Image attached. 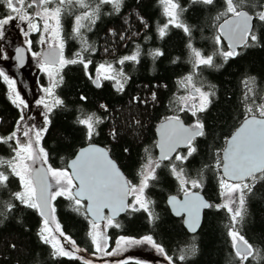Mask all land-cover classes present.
<instances>
[{"label": "trees", "instance_id": "1", "mask_svg": "<svg viewBox=\"0 0 264 264\" xmlns=\"http://www.w3.org/2000/svg\"><path fill=\"white\" fill-rule=\"evenodd\" d=\"M92 2L95 3V0ZM178 3L185 9L180 19L190 28L191 36L183 29L170 25L167 34L160 37L158 30L168 18L159 0H123L119 12H115L111 4H104L90 30L81 29L83 37L95 51L83 53L85 61L91 60L87 69L83 64L76 63L68 64L61 70L63 81L55 93L63 105L54 107L48 114L51 123L47 125V132L41 140L48 154L49 165L58 169L68 168L67 162L73 154L82 145L95 141L105 145L129 181L138 184L148 156L153 160L157 158L158 124L179 114L189 125L199 119L205 133L193 141L196 152L182 165L184 176L189 180H200L202 187L194 189L204 193L210 204L222 203L219 181L223 173L215 164L217 154L222 153L227 139L245 118V81H254L250 86L256 93L253 97L256 104L264 100V22L255 19L256 12L264 11V0H245L242 6L254 16L253 31L258 37L257 41L253 43L249 38V46L238 47L240 55L230 57L226 62L221 56H214V65L218 67L201 66L194 76L198 84L214 92L206 109L198 112L196 117L190 112H178L177 104V98L183 96L185 91L180 82L192 72V54L188 45L199 49L205 56L217 51L215 37L219 34V23L227 18L218 20L217 16L224 11L225 4L224 0H215L214 5L196 0H178ZM81 11L72 8L62 16L61 35L66 59H74L75 54L81 51V39L73 34L74 17ZM7 12L3 0H0V16ZM121 36L124 38L121 39ZM222 41L223 50H229L227 42ZM34 43L32 40V45ZM157 49L163 55L154 59L151 53ZM137 50L138 63H117ZM100 63H111L115 70H122L128 77L123 91H117L110 80H101L99 87L93 82L97 75L95 68ZM153 93L156 94L155 101L152 100ZM101 105H106L107 111ZM92 113L100 117L103 123L96 126L98 135L89 140L86 128L78 123V119ZM19 119L20 109L12 103L8 85L0 79V136L9 135ZM113 132L115 137L112 136ZM177 152L184 155L187 148L182 145ZM13 155L9 146L0 143V157L8 160ZM168 163L164 161V164ZM175 163L179 170L180 163ZM3 170L6 175L10 172L6 165ZM20 186L19 177L9 175L7 187H0V212H4L0 216V264H82L80 260L52 255L51 246L43 243L39 235L43 217L38 210L22 205L12 197ZM182 192L180 182L170 167L162 164L156 169V179L150 180L144 190V196L152 202L150 208L158 218L150 223L146 211L128 208L113 218L114 223L108 226L110 242L106 251L112 252L121 236L140 238L152 235L169 255L175 254L174 260L182 251L187 253L195 247L194 253L188 254L185 261H177V264H238L228 235V213L224 209L204 208L200 228L191 232L184 225V217L175 216L167 202L171 193L182 195ZM9 202L15 207L7 213L5 206ZM53 208L63 232L75 240L79 248L86 249L77 255L97 264L93 261L96 248L89 235L93 220L85 214V200L80 210L76 211L71 200L59 196L54 199ZM115 224L120 227H115ZM238 230L253 248L260 250L261 258L258 261L250 258L249 264H264V179H257L252 191L246 194L244 218ZM61 239L64 240L63 237Z\"/></svg>", "mask_w": 264, "mask_h": 264}, {"label": "snow or ice", "instance_id": "2", "mask_svg": "<svg viewBox=\"0 0 264 264\" xmlns=\"http://www.w3.org/2000/svg\"><path fill=\"white\" fill-rule=\"evenodd\" d=\"M196 2L206 5H214L215 0H196ZM163 7V13L168 18L167 22L159 28V35L162 38L167 34L169 26L181 28L191 36L190 28L184 24L180 16L185 11L181 8L178 0H159ZM245 0H224L225 9L221 12L217 19L221 17H229L224 19L219 25V34L215 37L217 51L211 55L205 56L199 49L188 45L192 54V72L181 80V87L189 90V94L177 98L178 112H190L193 117L198 112H203L207 105L211 102L209 96H214V92H205L196 86L193 77L201 66L218 67L214 65V56H221L226 62L228 58L240 55L236 51L239 45H248L249 38L253 43L258 39L253 31L252 21L253 15L242 10ZM3 4L8 9L7 14L0 16V39L4 38L5 26L11 24L13 20H18L21 31L25 37L32 32L41 33L39 44L47 45V51L32 52V56L36 58L40 69L48 76L49 85L41 90L45 93V97H51V103L48 99L42 97L36 101L38 106H43L44 125L37 129L35 124H28L25 119V110L28 105L26 101L20 97L16 89V81L10 78L4 69L0 68V79H2L9 88L12 103L16 104L20 109V119L17 121L15 129L7 136H0V143H3L14 153L11 159L5 160L0 157V187H7L9 175L19 177L22 190L12 193L14 200L31 209H36L39 215L43 217V226L39 233L43 243L51 246L52 255L54 257H68L82 261V264H92V261L78 256L77 253L86 251L76 245V241L67 236L60 224L55 223L53 228L55 209L52 201L59 196H66L76 206V211L80 210L82 201H89L88 206L84 209L85 214H91L94 218L89 235L92 238L96 248V253L106 256L118 255L127 251L131 247L147 245L161 256L165 264H177V261H185L187 255L195 252L193 246L187 253L182 251L176 256L169 255L161 243H157L152 235H145L140 238L135 237H119L116 248L112 252L105 251L106 237L99 231V220H107L106 226H111L113 217L118 215L120 211L132 208L133 211L143 209L148 213L150 223H154L158 218L154 215L150 208L151 201L143 199L144 190L149 186L150 180L156 179V169L163 164L164 167H170L172 174L179 180L182 190L184 191V200L178 201L175 196L170 198V204L176 209V214L181 215L187 213L189 229L195 232L199 225L200 212L204 208L224 209L230 218L228 225V235L231 238L234 250V258L238 264H249L252 261H258L261 258L260 250L253 248L238 230V225L243 221L245 213L246 194L252 191L254 183L257 179H264V100L260 104H256V93L250 86L254 81H245L246 92L245 99V118L239 129L227 139V146L222 153L217 154L215 167L222 170L223 175L220 177V195L223 202L220 204H210L205 201L198 193H192L190 189L201 188L202 184L198 179H187L184 176L182 165L188 160L196 148L193 141L197 137L204 136V125L196 119L190 126H185L179 114L169 117L161 126V139L158 144L160 155L153 160L151 156L147 158V162L143 165L140 176L139 185H133L119 171L115 163L108 157L107 150L95 146H89L78 154L77 158L70 163V169H55L51 165H47L48 154L45 149L40 146L43 135L47 132V125L51 123L48 114L54 107L63 105V101L55 96V89L63 81V77L59 75L64 66L68 64L81 63L87 69L91 60L85 61L83 53L89 50L95 51L81 33L82 28H88L94 25L96 19L99 18V10L104 4H111L115 12L120 11L123 0H3ZM264 7V5H262ZM72 8L81 9V14L75 15L73 34L74 37L81 39V51L75 54L74 59H65L63 56L64 40L62 38V16L71 11ZM33 11H29V10ZM255 19L264 22V11L255 13ZM42 21V23H41ZM85 21L87 23H85ZM143 22V19L141 18ZM222 37L229 42V50H223ZM124 37L121 36V39ZM28 50L31 51L32 41L26 40ZM17 59L23 63V48H18ZM153 58L163 55L157 49L151 53ZM0 58H7L6 53L0 50ZM125 61L139 62V50L131 56H125L117 61L123 65ZM101 77L103 79L114 82L117 91H123L124 84L127 83L128 77L123 71L117 72L111 63L100 64L97 69L96 79L93 81L100 86ZM82 99H85L82 97ZM139 100V98H134ZM156 94H152V100L155 101ZM248 101H251L250 103ZM107 111L106 105H101ZM28 119H32L29 115ZM78 123L86 128L87 138L91 140L94 135H98L96 126L103 123L100 117L95 113L87 115L85 118L78 119ZM138 123V122H137ZM115 132L112 136L115 137ZM13 144L15 145L13 147ZM184 145L187 153L181 155L177 149ZM173 153L175 156L173 157ZM168 161V164H164ZM179 162L181 167L177 170L176 163ZM39 163V167H35ZM10 169L6 175L3 170L4 166ZM259 173V177L257 176ZM251 178V183L247 182ZM78 182V184H74ZM53 185L57 186L56 191H51ZM133 196V203L126 205V198ZM137 205L139 207H137ZM15 205L11 202L5 206V212L10 213ZM104 208H108L112 212V216L104 217L101 213ZM4 212H0L3 216ZM119 228V224H115ZM61 237L69 245L65 248L61 243ZM15 247V245H12ZM70 249V250H69ZM147 264V262L134 259L131 257L124 260L115 261L114 264Z\"/></svg>", "mask_w": 264, "mask_h": 264}, {"label": "rangeland", "instance_id": "3", "mask_svg": "<svg viewBox=\"0 0 264 264\" xmlns=\"http://www.w3.org/2000/svg\"><path fill=\"white\" fill-rule=\"evenodd\" d=\"M29 11L31 12L33 10L30 9ZM41 23H42V21H41ZM85 23H87V22L85 21ZM18 24H20V22L18 20H13L11 22V24L5 26L4 38L0 39V50H2L4 53H6L7 58H0V68L4 69L6 74L10 78H12L16 81V89L19 92L20 97L26 101L28 107L25 110L24 115H25V119L28 121V124L29 125L35 124L36 128L39 129L44 125V117H43L44 109H43V106H38L36 104V101L41 99L42 97H45V93L41 90L40 86L43 85L44 87H48L49 78L40 69L36 58L33 57L31 53L32 52L43 53V51L45 50L47 45H42V44L38 43V40L40 39V36H41V33H39V32H37V34L35 35L36 37L31 35V34H34V32L30 33L29 36L25 37L23 35V32L21 31V27H23V25L18 27L17 26ZM28 39H30L31 41L32 40L35 41L34 45H31V51L28 50V45L25 43V41ZM17 45H21V46H24L26 48L27 60L24 63V65H22V66H20L18 64L17 59L15 57V49H16L15 47ZM64 50H65V46L63 48V56H64ZM100 64H104V63H100ZM98 67L99 66H97L95 68V72L97 71ZM113 67L115 68V66H113ZM60 73H61V71H60ZM60 73H59V75H60ZM101 80H107V79H103V77H101ZM193 80H194V83H196L197 87H200L205 92H210L208 89L204 88L201 84H198L197 80L194 77H193ZM8 92L10 94L9 88H8ZM188 94H189V90L185 88V91L182 95L186 96ZM55 96L57 97L56 93H55ZM45 98H47L48 102L51 103V99H52L51 97H45ZM209 98H210V96H209ZM29 115L32 117V119H30V120L28 119ZM40 146L43 147V145H41V141H40ZM146 162H147V160H146ZM38 164L39 163L34 165V167H36ZM47 165H49L48 159H47ZM52 168H55V167H52ZM55 169H58V168H55ZM61 169H68V168H61ZM248 182H251V181H248ZM139 183H140V181L138 182V184H133V185H139ZM74 184H76L75 181H74ZM21 190H22V184L20 186L19 191H21ZM56 190H57V186L53 185V188L51 189V191L54 192ZM142 198L146 199V196H144V193H143ZM133 199H134L133 196L129 195V199H128L127 204H132ZM53 201H52V206H53ZM137 207H139V206L137 205ZM53 216H54V221H53V228H54L55 223L58 222L56 219L55 211L53 213ZM106 217H108V215ZM41 222H42V226H43V219ZM97 223L99 224V231H101L103 233L104 237H106V242H107L106 248H105V251H106L108 244L110 242L109 236H107V228H108V226H106L107 220L104 219V220L97 222ZM113 223H114V220H113ZM91 225H92V223H91ZM91 225H90L89 231H92ZM42 226H41V229H42ZM54 230H55V228H54ZM141 237H143V236H141ZM61 243H64L65 248L69 247V245L62 239H61ZM128 257L136 258V259H142V260L149 262L150 264H165L164 259L161 256H159L153 249L148 247L147 245L131 247L127 251H124V252H122L118 255H114V256H106V255L97 253L94 255L93 261L97 264H105V263L106 264H114L115 261H119L120 259L128 258Z\"/></svg>", "mask_w": 264, "mask_h": 264}, {"label": "water", "instance_id": "4", "mask_svg": "<svg viewBox=\"0 0 264 264\" xmlns=\"http://www.w3.org/2000/svg\"><path fill=\"white\" fill-rule=\"evenodd\" d=\"M243 11H246V12H248L249 13V15H252V13H250L248 10H246V9H242ZM254 17V16H253ZM227 18H229V17H227ZM227 18H225V19H227ZM223 21L224 20H222L220 23H219V25L220 24H222L223 23ZM252 24H253V21H252ZM222 39H224L226 42H227V44H229V42L227 41V39H225V38H223L222 37ZM242 45H239L238 47H241ZM237 47V48H238ZM16 49H15V57H16V59H17V56L19 55L18 53H17V49L18 48H23L25 51H24V53H23V56H22V59H23V63L21 64L20 63V60L19 59H17V62H18V64L20 65V66H22V65H24V63L26 62V60H27V58H26V56H27V54H26V48L24 47V46H21V45H17L16 47H15ZM237 48H236V50H237ZM45 51H47V47L45 48V50L43 51V52H45ZM97 76V75H96ZM171 117V116H170ZM169 118V117H168ZM168 118H166V119H163L159 124H158V126H157V132H156V140H157V157L160 155V148L158 147V144H159V142H160V139H161V126L167 121V119ZM181 120L184 122V124H185V126H190L189 124H187L182 118H181ZM244 121V120H243ZM243 121L239 124V126L234 130V132L229 136V138L239 129V127L241 126V124L243 123ZM89 146H95V147H98V148H102V149H106L107 150V154H108V157L115 163V165L117 166V168L119 169V171L123 174V176L129 181V178H128V176L127 175H125V173H124V171L122 170V168L120 167V165L118 164V162H117V160L116 159H114L113 157H112V155H111V153H109V150H108V148L104 145H102V144H100V143H97V142H95V141H93V142H88L87 144H85V145H82V147H80L74 154H73V156L69 159V161L67 162V166H68V169H69V171L71 172V169H70V163H71V161L72 160H74V159H76L77 158V156H78V154L80 153V151L81 150H83V149H86V148H88ZM182 146V145H181ZM227 146V141H226V143H225V146H224V148ZM174 154V153H173ZM36 167H39V164L36 166ZM35 168V167H34ZM76 184H78V182H75ZM192 193H198L205 201H207L208 203H209V200L207 199V197L205 196V194L204 193H202L200 190H198V189H193V190H190ZM173 196H175L176 198H177V200L178 201H183L184 200V192H182V195H177V194H174V193H171V195L170 196H168V199H167V202H168V206H170V210H171V212L175 215V216H183L184 217V225H185V227H187V229L189 230V231H191L190 229H189V226H188V215H187V213H182L181 215H177L176 214V209L172 206V204H170V198L171 197H173ZM128 199H129V196L126 198V205H127V203H128ZM88 204H89V201H87V200H85V208L88 206ZM203 210L204 209H202L201 210V212H200V218H199V225H198V227H196V230H198L199 228H200V224H201V221H202V218H203V215H202V212H203ZM127 211V209L125 210V211H120L119 213H118V215H116V216H114L113 218H117L120 214H122V213H124V212H126ZM104 217H106L107 215L108 216H112V212H111V210L110 209H108V208H104L103 210H102V213H101ZM88 216L90 217V219L91 220H93L94 218L91 216V214H88ZM100 221H102V220H99V221H97V222H100ZM195 230V231H196ZM191 232H193V231H191Z\"/></svg>", "mask_w": 264, "mask_h": 264}]
</instances>
